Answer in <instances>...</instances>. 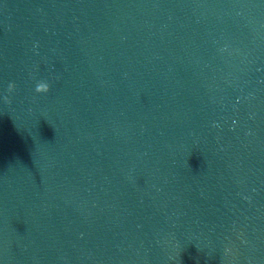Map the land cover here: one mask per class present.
Masks as SVG:
<instances>
[{"label": "water", "instance_id": "obj_1", "mask_svg": "<svg viewBox=\"0 0 264 264\" xmlns=\"http://www.w3.org/2000/svg\"><path fill=\"white\" fill-rule=\"evenodd\" d=\"M264 172V0H0V264H220Z\"/></svg>", "mask_w": 264, "mask_h": 264}]
</instances>
